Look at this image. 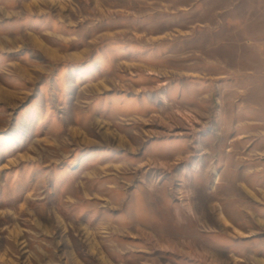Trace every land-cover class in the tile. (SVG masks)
Returning <instances> with one entry per match:
<instances>
[{"label": "rangeland", "instance_id": "1", "mask_svg": "<svg viewBox=\"0 0 264 264\" xmlns=\"http://www.w3.org/2000/svg\"><path fill=\"white\" fill-rule=\"evenodd\" d=\"M0 264H264V0H0Z\"/></svg>", "mask_w": 264, "mask_h": 264}]
</instances>
